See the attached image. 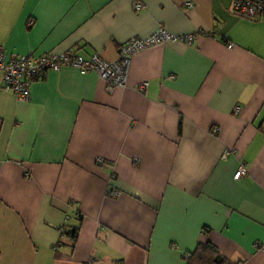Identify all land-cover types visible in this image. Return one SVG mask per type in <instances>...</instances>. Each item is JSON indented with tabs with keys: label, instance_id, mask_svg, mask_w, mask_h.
<instances>
[{
	"label": "crops",
	"instance_id": "obj_1",
	"mask_svg": "<svg viewBox=\"0 0 264 264\" xmlns=\"http://www.w3.org/2000/svg\"><path fill=\"white\" fill-rule=\"evenodd\" d=\"M232 1L0 0L16 54L111 62L154 30L195 34L133 54L110 93L73 68L26 102L0 91V264H185L199 245L264 264V15Z\"/></svg>",
	"mask_w": 264,
	"mask_h": 264
},
{
	"label": "built area",
	"instance_id": "obj_2",
	"mask_svg": "<svg viewBox=\"0 0 264 264\" xmlns=\"http://www.w3.org/2000/svg\"><path fill=\"white\" fill-rule=\"evenodd\" d=\"M189 6L186 4V7ZM133 9L139 11L142 9V5L135 3ZM230 9L239 18L256 20L264 15V0H233ZM198 34L205 35L204 32H198ZM194 37L195 34L173 35L162 29H157L145 37L130 38L122 43L117 48L116 59L111 62L103 61L97 55H91L85 59L71 50L33 55L30 52L25 54L7 52L0 47V91L11 92L17 101L26 102L33 82L41 80L48 72H56L61 68H73L80 74H95L103 83L104 90L110 93L114 89L124 86L129 59L133 54L165 43L189 45L193 43ZM144 86L143 83L138 88L143 89ZM239 110L238 107H235L233 112L237 114ZM262 125L264 129V123ZM213 132L215 133L216 130ZM225 154L226 152H224ZM95 163L100 165L101 160H96ZM244 174V168L239 166L233 179L236 180ZM117 196V192L111 194L112 198ZM62 231L59 230L60 236L63 234ZM258 250L264 252V242L258 246Z\"/></svg>",
	"mask_w": 264,
	"mask_h": 264
},
{
	"label": "trees",
	"instance_id": "obj_3",
	"mask_svg": "<svg viewBox=\"0 0 264 264\" xmlns=\"http://www.w3.org/2000/svg\"><path fill=\"white\" fill-rule=\"evenodd\" d=\"M75 230L66 232V235L73 238ZM185 264H228L221 259L215 252L204 246H197L194 252L185 259Z\"/></svg>",
	"mask_w": 264,
	"mask_h": 264
}]
</instances>
